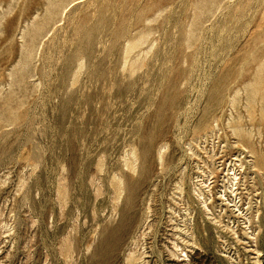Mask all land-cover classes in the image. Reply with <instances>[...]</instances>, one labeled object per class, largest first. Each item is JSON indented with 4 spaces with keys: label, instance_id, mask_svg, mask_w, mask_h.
<instances>
[{
    "label": "rangeland",
    "instance_id": "374dc122",
    "mask_svg": "<svg viewBox=\"0 0 264 264\" xmlns=\"http://www.w3.org/2000/svg\"><path fill=\"white\" fill-rule=\"evenodd\" d=\"M0 264H264V0H0Z\"/></svg>",
    "mask_w": 264,
    "mask_h": 264
},
{
    "label": "bare ground",
    "instance_id": "6f19581e",
    "mask_svg": "<svg viewBox=\"0 0 264 264\" xmlns=\"http://www.w3.org/2000/svg\"><path fill=\"white\" fill-rule=\"evenodd\" d=\"M138 190L133 188V186L129 185V193L126 200V209L123 214V218L120 223L113 227L106 235L104 239V245L100 248L106 250L111 242L110 239L114 240V238L126 235L130 232L132 227V221L135 214V205L137 201ZM137 217V216H136Z\"/></svg>",
    "mask_w": 264,
    "mask_h": 264
}]
</instances>
